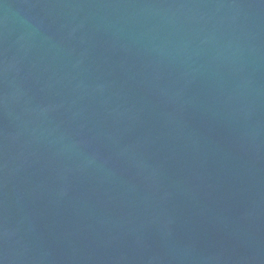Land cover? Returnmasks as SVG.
<instances>
[{
    "label": "water",
    "instance_id": "1",
    "mask_svg": "<svg viewBox=\"0 0 264 264\" xmlns=\"http://www.w3.org/2000/svg\"><path fill=\"white\" fill-rule=\"evenodd\" d=\"M0 264H264V0H0Z\"/></svg>",
    "mask_w": 264,
    "mask_h": 264
}]
</instances>
